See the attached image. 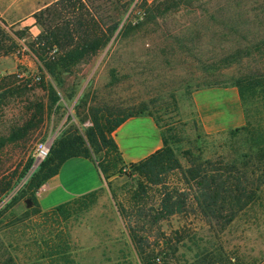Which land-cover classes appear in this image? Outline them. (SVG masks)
I'll list each match as a JSON object with an SVG mask.
<instances>
[{"label":"rangeland","instance_id":"374dc122","mask_svg":"<svg viewBox=\"0 0 264 264\" xmlns=\"http://www.w3.org/2000/svg\"><path fill=\"white\" fill-rule=\"evenodd\" d=\"M55 1L0 0V19L13 30L26 27L27 34L35 37L41 29L32 13ZM81 3L98 29L112 23L117 28L95 56L60 75L61 85L45 72L27 36L14 54L0 56V188L11 182L10 190L0 195L2 263L141 264L113 198L126 205L135 189L134 177L114 173L109 185L104 181L93 196L58 218L42 216L26 190L32 168L24 170L36 145L57 138L71 125L79 128L82 118V127L90 126L85 117L89 108L100 110L99 115L110 111L151 116L181 170L190 161L208 160L214 166L233 165L237 176L246 170V156L255 152L251 146H264V0ZM51 55L54 51L42 57L47 60ZM212 81H216L213 87L239 86L242 110L252 118L253 128L207 136L198 132L190 96ZM49 85L59 96L54 104L46 90ZM132 127L119 136L126 154L134 149ZM143 130L149 131L146 124ZM259 176L247 173L244 179L255 181ZM166 179L169 187L184 188L179 170L168 172ZM254 193L249 205L233 209L228 223L224 218L208 219L193 206L147 225L144 234L151 244L163 237L177 246V264L202 250L235 264H264V181ZM149 196L156 200V187ZM135 210L126 209L129 217ZM220 211L221 217L230 214L228 208ZM175 230L182 235L179 243L173 237Z\"/></svg>","mask_w":264,"mask_h":264},{"label":"trees","instance_id":"16d2710c","mask_svg":"<svg viewBox=\"0 0 264 264\" xmlns=\"http://www.w3.org/2000/svg\"><path fill=\"white\" fill-rule=\"evenodd\" d=\"M83 7L81 0H57L32 13L34 24L41 29V33L35 37L27 34L26 27L13 30L12 25L8 27L0 19V56L14 54L19 47V41L27 36L32 40L30 49L39 60H42L45 72L54 78L58 85H61L60 75L68 73L70 68L76 64L95 56L106 46L112 32L117 28V24L112 23L106 25L104 30L98 29L93 20L85 16ZM50 51H54V55L44 60L43 54ZM215 83L216 81H212L205 87H213ZM46 90L51 104L59 100V96L54 93L50 85ZM99 113L100 110L87 109L85 117L88 118L90 126L82 127L84 123V118H82L78 121L79 128L71 125L68 130L54 139L47 157L32 171L26 183V190L32 204L38 206L34 193L45 181L58 173L60 166L66 160L74 157L92 160L107 185H109L110 176L114 173L134 177L135 189L124 202L128 208L136 209L135 214H130L131 217H129L126 211L128 208L123 200L118 201L116 196L113 198L127 236L141 264H177L174 263V257L178 252V247H172L170 241H166L167 238L163 237L157 239L155 244L149 243L144 234L146 227L182 214L187 207L193 206L198 208L208 219L224 218L225 223H228L234 217L233 209H242L249 205L253 201L254 191L258 190L264 181V146L262 145L251 146L255 152H250L246 156L248 159L246 163H243L246 170L237 176H233L234 173H238L233 165L214 166L208 160L199 163L190 161L189 167L181 170V166L165 138H162V147L146 158L124 164L112 135L126 119L134 114L132 112L118 114V112L110 111L100 115ZM245 113L246 123L241 129L248 130L253 128L252 118L248 115L247 110ZM32 162L33 159L28 163L24 172L28 171ZM174 170H179L181 176L179 183L184 184V188L167 185V174ZM256 172L260 173L257 180L246 181L244 179L247 173L254 175ZM10 183L8 182L0 188V195L10 190ZM152 187H156L157 194V198L153 202V198L149 196ZM100 189L47 210L38 211L44 217H66L75 206L83 204L88 197L93 196ZM13 201H15L14 198L11 202ZM223 208H228L230 214L221 217L219 213ZM173 237L177 243L182 241V235L180 236L178 230L173 231ZM12 260V258H8V262L11 263ZM0 264L8 263L0 262ZM179 264L235 263L220 254L202 250L201 252L195 251L189 259L183 258Z\"/></svg>","mask_w":264,"mask_h":264},{"label":"crops","instance_id":"0c3cea01","mask_svg":"<svg viewBox=\"0 0 264 264\" xmlns=\"http://www.w3.org/2000/svg\"><path fill=\"white\" fill-rule=\"evenodd\" d=\"M190 105L202 135H214L241 128L245 125L238 89L233 86L205 87L192 92ZM146 124L149 131L143 130ZM132 125L131 154L122 149L120 133ZM113 139L127 164L140 161L162 147V138L156 133L154 120L149 115L126 119L113 133ZM121 138V140H120ZM124 163V162H123ZM104 180L95 163L87 158L66 160L58 173L45 181L36 192V202L43 211L73 198L100 189Z\"/></svg>","mask_w":264,"mask_h":264},{"label":"built area","instance_id":"2783aa9c","mask_svg":"<svg viewBox=\"0 0 264 264\" xmlns=\"http://www.w3.org/2000/svg\"><path fill=\"white\" fill-rule=\"evenodd\" d=\"M136 1H138V0H136ZM53 141H54V138L51 137V138H48V139L44 140L43 142H40L36 145L35 154L33 156V162H32V166H31L32 171L38 166V164L43 159H45L47 157L49 149H50Z\"/></svg>","mask_w":264,"mask_h":264},{"label":"water","instance_id":"95a60500","mask_svg":"<svg viewBox=\"0 0 264 264\" xmlns=\"http://www.w3.org/2000/svg\"><path fill=\"white\" fill-rule=\"evenodd\" d=\"M27 206H29V202L27 203Z\"/></svg>","mask_w":264,"mask_h":264}]
</instances>
